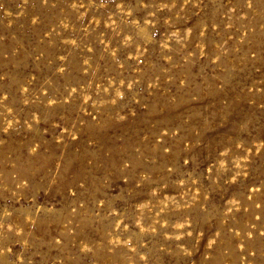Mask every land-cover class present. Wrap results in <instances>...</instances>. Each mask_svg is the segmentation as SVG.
Listing matches in <instances>:
<instances>
[{
  "label": "rangeland",
  "instance_id": "rangeland-1",
  "mask_svg": "<svg viewBox=\"0 0 264 264\" xmlns=\"http://www.w3.org/2000/svg\"><path fill=\"white\" fill-rule=\"evenodd\" d=\"M0 264H264V0H0Z\"/></svg>",
  "mask_w": 264,
  "mask_h": 264
}]
</instances>
